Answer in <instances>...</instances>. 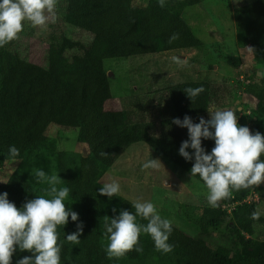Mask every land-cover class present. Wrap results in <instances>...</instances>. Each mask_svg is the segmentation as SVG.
I'll return each instance as SVG.
<instances>
[{
    "label": "trees",
    "instance_id": "16d2710c",
    "mask_svg": "<svg viewBox=\"0 0 264 264\" xmlns=\"http://www.w3.org/2000/svg\"><path fill=\"white\" fill-rule=\"evenodd\" d=\"M66 1L74 23L92 35L90 42L81 47L82 54L74 55L70 63L54 57L47 66L26 60L14 50L13 41L0 50V152L8 156L9 147L15 145L21 157L46 140L50 124L78 130L89 155L79 157L76 174L68 170L61 158L63 151L58 154L56 166L64 186L71 190L69 197L87 206L88 216L80 222L84 225L80 236L82 252L97 264H106V252L99 243L100 234L93 228L91 217L96 203V180L101 172L99 164L109 167L132 144L143 142L190 173L195 163V150L187 149L193 155L191 161L179 154L182 142L189 140V133L173 120L190 116L194 123H199V115L208 110L217 87L203 80L169 86L166 96L173 111L160 119L157 126L133 121L124 110L107 109L105 104L111 98V91L103 60L201 46L202 40L182 18L183 9L199 0H166L164 7L159 6L158 0H148L145 6L139 7L133 5L132 0ZM239 13L245 19L240 32L242 45L250 49L254 58L261 59V55L264 58V0L242 5ZM173 33H179V39L169 43ZM247 86V92L257 100V108L263 106L264 87L255 83ZM188 87H203L205 91L193 102L184 91ZM202 146L210 153L215 142L203 140ZM101 152L108 155L101 156ZM259 188L261 186L233 192L218 208L204 207L198 220L200 232L207 234L210 228L221 225L228 214L223 207L226 205L231 207L229 212L234 220L236 239L242 244L251 243L252 238H246L241 232L251 236L254 223L264 221V217L250 219L255 205L246 197L251 190ZM4 192L18 208L38 196L26 179L17 176L0 184V194ZM121 202L125 208L135 211L130 200L122 199ZM69 219L77 229L79 222ZM100 230L107 239L104 219ZM59 242L63 244V261L69 251L62 240ZM169 242L187 264H264V251L233 257L223 246L194 237L174 225ZM140 244L143 247L141 237ZM140 254L131 251L123 257L136 259ZM30 255L17 249L12 264Z\"/></svg>",
    "mask_w": 264,
    "mask_h": 264
},
{
    "label": "rangeland",
    "instance_id": "374dc122",
    "mask_svg": "<svg viewBox=\"0 0 264 264\" xmlns=\"http://www.w3.org/2000/svg\"><path fill=\"white\" fill-rule=\"evenodd\" d=\"M251 1L199 0L186 6L182 18L202 40L199 47L104 59L103 65L111 91V98L105 107L124 110L133 121L157 126L160 119L173 111L166 96L167 88L178 82L203 80L217 87L208 110H234L242 126H248L253 133L259 131L264 134V105L257 108L256 98L246 90L251 83L264 87V58L262 55L261 59L254 58L250 49L242 45L240 35L245 19L241 18L239 9ZM147 2L132 0L133 5L138 7L145 6ZM67 5L66 0H58L55 22L49 23L47 28L33 27L30 22H26L19 38L13 40L14 50L22 58L43 66H47L52 57L70 63L74 55L82 54L81 47L90 42L92 35L74 23ZM173 57L180 60L181 64L174 62ZM208 110L199 118L210 119ZM46 134L45 141L15 160L0 152V184L11 176H17L26 179L38 196L46 195L49 185L38 182L33 173L37 169L44 170L48 175L58 173L56 162L60 151H63L61 158L68 170L72 174L77 173L79 157L89 155L78 130H66L50 124ZM153 158L161 161L160 168L142 170V165ZM99 168L101 172L96 180V203L91 217L105 252L109 241L101 234V221L105 216L119 215L122 209L134 213L125 208L121 200L133 201L137 198L152 201L162 217L170 219L174 226L194 237L223 246L233 257L264 251V221L254 223L251 236L241 232L246 238H252L251 243L242 244L236 239L233 230L230 206L223 205L228 214L221 225L202 234L198 226L199 216L204 207L210 206L204 182L197 177L191 178L188 171L145 143L132 144L113 165L106 167L99 164ZM113 180L120 184V194L111 199L99 195V189ZM260 186L257 190H251L246 200L253 203L255 210L259 209L261 217H264V184ZM65 203L79 214L76 222L80 223L88 216L87 206L83 202L68 197ZM113 208L117 210L115 213ZM140 222L147 223L143 220ZM58 231L59 239L67 245L69 251L61 264H97L82 252L80 243L67 241V234L77 231L70 219L65 227L58 226ZM141 238L143 252L138 258L107 257L106 264H187L180 252H159L149 235L142 234Z\"/></svg>",
    "mask_w": 264,
    "mask_h": 264
},
{
    "label": "clouds",
    "instance_id": "9594fccd",
    "mask_svg": "<svg viewBox=\"0 0 264 264\" xmlns=\"http://www.w3.org/2000/svg\"><path fill=\"white\" fill-rule=\"evenodd\" d=\"M165 2L158 0L160 7H164ZM57 6L58 0H0V47L18 39L26 22L40 28L54 23ZM177 39L179 33H173L169 43ZM172 59L181 64L176 57ZM184 91L194 102L205 89L188 87ZM208 111L211 118L200 117L199 123H194L190 116L183 120L176 118L173 123L188 129L189 140L182 142L179 154L191 161L193 155L187 149L195 150L191 178L199 176L208 190L209 205L218 208L222 201L232 197L233 192L264 184V134L253 133L248 126H242L234 110ZM203 140H214L215 146L210 153L202 146ZM100 155L106 157L108 153L101 152ZM19 156L20 150L15 145L10 146L8 158L15 160ZM160 165L161 161L153 158L142 165V170L159 169ZM33 174L38 182L49 185L46 195L35 196L18 208L9 200L7 192L0 194V264H12L17 249L32 254L19 259L17 264H61L63 244L59 242L58 226L65 227L69 217L74 222L79 219V214L65 203L71 190L62 186L63 179L58 173L48 175L37 169ZM120 192L121 186L115 180L99 189V195L110 199ZM131 204L134 213L122 209L119 215L104 217V235L109 241L107 257L119 259L131 251L142 253V234L152 238L157 251L172 252L174 245L169 242L172 221L162 217L152 201L137 198ZM116 211L113 208V212ZM260 216L261 211L256 209L250 219L259 220ZM141 220L147 223H141ZM83 228V223H78L77 231L67 234V241L79 244Z\"/></svg>",
    "mask_w": 264,
    "mask_h": 264
}]
</instances>
